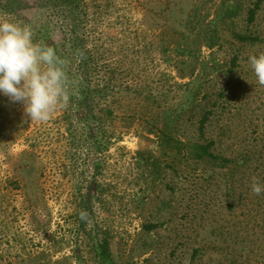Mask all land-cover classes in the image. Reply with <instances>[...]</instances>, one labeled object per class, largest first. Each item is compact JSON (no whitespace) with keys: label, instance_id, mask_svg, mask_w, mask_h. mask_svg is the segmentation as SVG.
<instances>
[{"label":"rangeland","instance_id":"rangeland-1","mask_svg":"<svg viewBox=\"0 0 264 264\" xmlns=\"http://www.w3.org/2000/svg\"><path fill=\"white\" fill-rule=\"evenodd\" d=\"M47 2L0 21L60 43ZM77 3L81 36L62 59L69 86L81 82L77 49L95 56L93 84L115 69L114 91L90 105L78 95L46 123L0 94V264H100L103 238L119 264H264V193L251 191L253 177L264 184V86L248 61L264 53V0ZM217 98L222 117L205 136H217L215 153L237 146L234 175L162 143L166 131L197 140L200 109Z\"/></svg>","mask_w":264,"mask_h":264},{"label":"clouds","instance_id":"clouds-1","mask_svg":"<svg viewBox=\"0 0 264 264\" xmlns=\"http://www.w3.org/2000/svg\"><path fill=\"white\" fill-rule=\"evenodd\" d=\"M19 3L35 7L39 0ZM33 35L30 27L0 21V94L21 104L30 121L46 123L58 109L67 108L69 78L65 62L54 48L34 42ZM77 55L85 58L83 51L78 50ZM248 61L256 82L264 86V53L250 55ZM251 191L264 193V184L256 177L252 178ZM80 218L86 220L87 213L81 212Z\"/></svg>","mask_w":264,"mask_h":264},{"label":"trees","instance_id":"trees-1","mask_svg":"<svg viewBox=\"0 0 264 264\" xmlns=\"http://www.w3.org/2000/svg\"><path fill=\"white\" fill-rule=\"evenodd\" d=\"M48 6L47 10L50 13V18L56 29L59 30L63 35V41L57 44H47L45 41H48V36L46 34L40 35L42 37V43L47 46H51L56 51V54L61 59L64 58L63 53L65 49H67L66 45L67 42L69 43V47L74 50V48L77 45V40L81 36L79 33L80 28V19L79 14L77 12L78 8L80 7L77 3V0H48ZM19 0H0V11L3 12H11L13 9H16V5H19ZM22 5V4H21ZM85 16L86 13L84 12ZM254 10H249V19H253ZM234 39H236L239 42H250L255 43L259 41V38L257 36H247L242 33H235ZM76 55H77V49ZM85 58L80 59L78 57L77 61L79 64V69H77V72L79 76L81 77V82L78 85V92H75L71 86H69L68 91L70 94V100H75L76 97H83V101L90 105V101L93 100L94 97H109L108 93L110 91H114L115 85L113 84V77L117 75L115 69L113 67L104 68V78L102 80V83H92L90 81L91 74L93 73V69H91L90 64L94 61V55L84 53ZM237 56H235L232 59V65L233 67L236 65L235 60ZM229 67V72L234 73V68ZM81 69V70H80ZM66 70V68H65ZM97 71V70H96ZM123 88H128L127 85L120 84L116 87V90L120 92ZM225 87H222V90L220 91L219 96L224 95ZM208 91L202 92V95H207ZM226 94V92H225ZM196 95L195 93H192V96L194 97ZM218 96V97H219ZM69 100V101H70ZM80 100V99H79ZM201 103V100H199ZM201 105V104H199ZM223 103L218 100V98L210 105L201 108L200 116L197 120V133H198V139L193 142H184L183 138L178 139L175 136H172V133L165 132L162 134V143L165 144V149L168 151H173V148L170 146V141H176V143L179 146L177 147L178 154L181 157H184L187 153H191L193 157L196 158L197 161H204L212 165H216L220 168L230 169V174L234 175L233 167H238L240 160L236 158L237 148L236 145L232 147H227L228 150H224L219 153H215L213 150H211V147H214L217 143V136H211L206 137L205 134L208 131V126L211 122H214L218 124V122L221 120V108L223 107ZM88 112L91 111L90 108L87 110ZM106 112L108 114H112V110L110 108L106 109ZM166 125L168 123L166 122ZM225 134L229 136V139L231 138V135L228 134V132H224L220 135V137H223ZM172 139V140H170ZM202 139V141L200 140ZM221 139V138H218ZM231 151V152H228ZM170 165V164H169ZM147 229H151L152 227H155L154 224L146 225ZM194 252H197L195 250ZM96 253L98 255L100 264H119L117 263L112 256V252L109 246V242L106 238H103L96 247ZM195 256V253L193 257Z\"/></svg>","mask_w":264,"mask_h":264}]
</instances>
